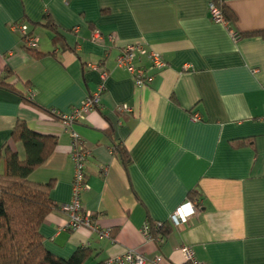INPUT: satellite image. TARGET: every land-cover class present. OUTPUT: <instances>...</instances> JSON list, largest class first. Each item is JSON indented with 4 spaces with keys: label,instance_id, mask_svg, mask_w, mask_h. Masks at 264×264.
I'll list each match as a JSON object with an SVG mask.
<instances>
[{
    "label": "crops",
    "instance_id": "1",
    "mask_svg": "<svg viewBox=\"0 0 264 264\" xmlns=\"http://www.w3.org/2000/svg\"><path fill=\"white\" fill-rule=\"evenodd\" d=\"M210 1L0 0V73L10 70L16 88H0V147L23 157L11 139L19 120L54 137L52 153L29 176L54 182L57 207L39 228L54 254L68 258L87 248L85 264H96L134 249L145 264L157 255L161 264H184L186 244L206 264H264V37L250 34L264 30V0H219L236 16L228 26L211 19ZM15 22L37 36V56L10 28ZM94 31L115 40L93 39ZM129 44L165 62L157 69L145 55L136 57L147 74L141 87L115 63ZM102 70L99 107L74 129L87 150L82 209L109 237L64 228L68 218L59 207L71 197L70 136L50 113L80 106ZM123 104L130 111H119ZM115 145L127 150L128 164ZM187 200L197 211L173 225L169 216ZM144 222H164L168 232L147 240Z\"/></svg>",
    "mask_w": 264,
    "mask_h": 264
},
{
    "label": "trees",
    "instance_id": "2",
    "mask_svg": "<svg viewBox=\"0 0 264 264\" xmlns=\"http://www.w3.org/2000/svg\"><path fill=\"white\" fill-rule=\"evenodd\" d=\"M211 1L229 23H234L236 16L230 8L219 0ZM45 25L55 30L49 21L45 22ZM250 34L264 37V30ZM57 35L60 34L57 32L54 39L61 37ZM23 47L31 55L37 56L36 48H26L24 45ZM11 79L10 70L0 73V88L16 91L14 83L10 82ZM23 99L27 103H34L29 96H24ZM11 139L21 144L23 157L7 144L0 147V264H85L90 250L78 247L68 258L60 257L45 247L39 231L45 218L57 207L50 197L54 182L52 179L35 182L29 176L52 153L55 146L54 137L36 132L24 121L19 120L11 130ZM114 148L124 163L128 164L130 158L127 150L119 145ZM154 225L151 224L154 230L152 233L161 240L168 232L166 223L163 222L160 229L154 228ZM107 259L96 264H106Z\"/></svg>",
    "mask_w": 264,
    "mask_h": 264
},
{
    "label": "built area",
    "instance_id": "3",
    "mask_svg": "<svg viewBox=\"0 0 264 264\" xmlns=\"http://www.w3.org/2000/svg\"><path fill=\"white\" fill-rule=\"evenodd\" d=\"M208 10L211 19L216 22L228 26V21L224 18L221 10L215 5L213 1H210ZM11 29L19 33L22 43L26 48H36L38 43L37 36L28 30L26 24L22 22L12 23ZM231 35L234 39L238 38V35L231 31ZM106 38L113 42L115 36L113 34L103 35L98 31H94L93 39ZM139 55H145L151 65L157 69H161L165 66V62L161 55L156 51H148L144 49L140 44L126 45L122 52L116 57L115 63L117 67L125 68L130 74L136 87H141L145 84L147 78L146 70L137 66L135 61ZM92 69H97L96 65H91ZM107 72L102 70L100 72L101 83L97 89L85 97L84 102L75 107L68 113H60L52 111V113L62 120L65 130L70 136V149L69 154L73 164V176L71 180V197L69 202L62 204L59 209L67 215V222L64 226L68 230H77L81 227L88 228L92 231H97L101 236L109 237V232L106 230H99L93 221V214L83 211L81 205L82 194L88 189L86 181V156L87 150L83 146V140L79 133L74 129L76 121L84 118V116L96 108L99 107V100L101 92L104 90V80L106 79ZM119 111H130V107L127 104H123L119 107ZM197 118V116H196ZM197 211L196 201L187 200L182 203L170 216L169 221L175 226H182L187 223L188 219ZM162 222H157L154 228L161 227ZM153 228L148 222H144L140 227L142 236L147 240H159V237L153 235ZM181 253L184 257V263L187 264H206L199 261L193 249L186 244L181 245ZM148 259L145 255L134 249H126L123 253L110 256L106 264H145ZM154 264H161L162 258L160 255L155 256L151 260Z\"/></svg>",
    "mask_w": 264,
    "mask_h": 264
}]
</instances>
